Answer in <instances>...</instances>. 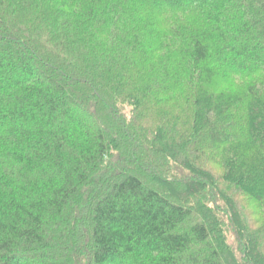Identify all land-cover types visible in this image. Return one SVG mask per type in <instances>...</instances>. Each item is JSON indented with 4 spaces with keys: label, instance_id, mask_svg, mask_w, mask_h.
Listing matches in <instances>:
<instances>
[{
    "label": "trees",
    "instance_id": "obj_1",
    "mask_svg": "<svg viewBox=\"0 0 264 264\" xmlns=\"http://www.w3.org/2000/svg\"><path fill=\"white\" fill-rule=\"evenodd\" d=\"M0 264H264V0H0Z\"/></svg>",
    "mask_w": 264,
    "mask_h": 264
}]
</instances>
